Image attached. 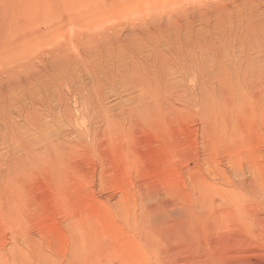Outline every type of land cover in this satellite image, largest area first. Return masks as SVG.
I'll return each mask as SVG.
<instances>
[{"label":"rangeland","instance_id":"1","mask_svg":"<svg viewBox=\"0 0 264 264\" xmlns=\"http://www.w3.org/2000/svg\"><path fill=\"white\" fill-rule=\"evenodd\" d=\"M0 264H264V0H0Z\"/></svg>","mask_w":264,"mask_h":264},{"label":"bare ground","instance_id":"2","mask_svg":"<svg viewBox=\"0 0 264 264\" xmlns=\"http://www.w3.org/2000/svg\"><path fill=\"white\" fill-rule=\"evenodd\" d=\"M186 207H188V206H185L182 211L177 212L175 214V217L176 218L177 217L182 218L181 221L178 220L177 224H175L176 221H174L173 222L174 225L172 224L170 227H172L171 229L173 231H175V232H177L178 230H180L184 234L183 236H184L185 241L187 243H189L191 241V237H192V228H191L190 223H189V220H190V209L189 208H186ZM154 208H153V210H154ZM155 211H157L156 208H155ZM151 216H153V215H151ZM153 217H154L153 219L156 218V221L157 222L160 220L158 223H161L162 224V222H164L163 218L166 217V216L163 213V215H159V214L157 215L156 214V216H153ZM175 226L177 227V230L175 229ZM159 232H160V230H159Z\"/></svg>","mask_w":264,"mask_h":264}]
</instances>
